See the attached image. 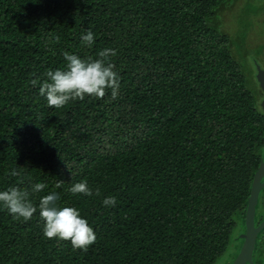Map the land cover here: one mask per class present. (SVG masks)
<instances>
[{"label": "trees", "instance_id": "trees-1", "mask_svg": "<svg viewBox=\"0 0 264 264\" xmlns=\"http://www.w3.org/2000/svg\"><path fill=\"white\" fill-rule=\"evenodd\" d=\"M236 1L0 0V189L19 186L37 205L56 192L96 233L80 250L46 238L39 210L25 221L0 209V264L225 256L264 162L262 90L250 65L264 45L249 62L248 32L237 41L223 29ZM88 30L91 47L81 40ZM105 47L117 50L118 96L108 89L49 107L39 86L65 67L64 52L97 58ZM80 180L92 196L68 190ZM107 196L114 207L102 204Z\"/></svg>", "mask_w": 264, "mask_h": 264}, {"label": "clouds", "instance_id": "clouds-1", "mask_svg": "<svg viewBox=\"0 0 264 264\" xmlns=\"http://www.w3.org/2000/svg\"><path fill=\"white\" fill-rule=\"evenodd\" d=\"M81 40L87 46H93L94 32L88 30L82 34ZM116 54L117 50L112 47L101 49L97 58H81L75 53L65 51V67L47 71V79L40 83L39 94L46 98L49 107L55 108H62L71 100H83L85 96L103 98L108 89H111V95L115 99L119 93L120 76L111 58ZM19 174L15 168L10 171L12 176ZM45 187L43 181L36 182L32 184L31 191L39 193ZM68 190L73 195H93L87 180L73 183ZM96 192L98 194L99 189ZM57 200L58 193L49 192L39 199L37 205L29 199V192L21 190L19 186L0 189V209H6L13 218H22L25 221L31 219L39 210V216L44 221L43 234L46 238L70 240L74 248L86 251L96 240L94 228L81 214L80 209L72 205L60 206ZM116 203L115 196H107L102 200L106 207H114Z\"/></svg>", "mask_w": 264, "mask_h": 264}, {"label": "rangeland", "instance_id": "rangeland-1", "mask_svg": "<svg viewBox=\"0 0 264 264\" xmlns=\"http://www.w3.org/2000/svg\"><path fill=\"white\" fill-rule=\"evenodd\" d=\"M222 22L223 29L234 37V40L237 39L238 41L244 32H248V48L252 49L258 44H264V0H237L232 7L224 12ZM254 51L249 50V62L253 60V55L251 54L255 53ZM258 59L261 66L264 67V53ZM250 65L256 70L255 64L254 67L251 63ZM247 67L251 68L250 66ZM241 230L239 226L236 228L235 239L224 256L225 260L231 259L230 255L234 249L233 245L237 241L236 236Z\"/></svg>", "mask_w": 264, "mask_h": 264}, {"label": "water", "instance_id": "water-1", "mask_svg": "<svg viewBox=\"0 0 264 264\" xmlns=\"http://www.w3.org/2000/svg\"><path fill=\"white\" fill-rule=\"evenodd\" d=\"M257 69V81L261 89L264 92V68L261 64L255 59L254 60ZM261 106L264 112V96L261 101ZM264 177V162L257 170L253 184L251 187L249 203L247 208L246 215V224H247V234L246 239L243 245V248L234 264H245L247 261H251L253 258V252L256 245V237L258 232L264 227V221L260 224L259 227H255V212H256V202L259 196L260 191L264 188V181L262 178Z\"/></svg>", "mask_w": 264, "mask_h": 264}, {"label": "flooded vegetation", "instance_id": "flooded-vegetation-1", "mask_svg": "<svg viewBox=\"0 0 264 264\" xmlns=\"http://www.w3.org/2000/svg\"><path fill=\"white\" fill-rule=\"evenodd\" d=\"M262 45H264V44H258L252 50L256 51L257 48L262 46ZM249 49H251V48H249ZM256 75H257V70H256ZM263 96H264V92L262 90V99H263ZM262 99H261V101H262ZM262 181H264V177L262 178ZM248 203H249V200H248ZM247 208H248V205H247ZM246 215H247V210H246V214H245V224L240 226V228L242 230L237 234V236H236L237 241L233 245L234 249L232 248L233 251H232V254L230 255L231 259L229 258L228 260H225V257H224L221 260H219L217 262V264H220V263H222V264H234L236 262L239 254L243 248L245 239H246V234H247ZM262 221H264V188L260 191L257 202H256L255 227L256 228L259 227L260 224L262 223ZM223 261H225V262H223ZM245 264H264V227L257 234L256 245H255V249L253 252L252 260L247 261Z\"/></svg>", "mask_w": 264, "mask_h": 264}]
</instances>
